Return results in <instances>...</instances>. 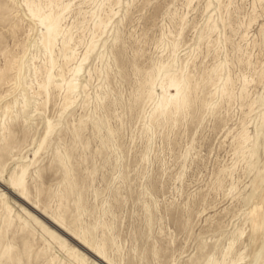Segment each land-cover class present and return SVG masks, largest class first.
<instances>
[{"label": "rangeland", "instance_id": "374dc122", "mask_svg": "<svg viewBox=\"0 0 264 264\" xmlns=\"http://www.w3.org/2000/svg\"><path fill=\"white\" fill-rule=\"evenodd\" d=\"M97 252L264 264V0H0V264Z\"/></svg>", "mask_w": 264, "mask_h": 264}, {"label": "bare ground", "instance_id": "6f19581e", "mask_svg": "<svg viewBox=\"0 0 264 264\" xmlns=\"http://www.w3.org/2000/svg\"><path fill=\"white\" fill-rule=\"evenodd\" d=\"M45 20H46V18H43L42 19V23H43V21H44V23H45ZM47 34L49 35V37H51V38H54V40H55V38L58 36V33L56 32V30H57V28H56V30H55V25L54 24H50L48 27H47ZM50 78H51V76H50ZM70 84V83H69ZM69 87V86H68ZM74 87L72 86V84L70 85V90H72ZM47 90V89H46ZM69 90V89H68ZM177 100V99H176ZM176 100H174L173 99V101H172V103L177 107V108H180L181 106H183L184 104H185V102L186 101H182V103H180V104H178L177 103V101ZM64 103V102H63ZM171 103V102H170ZM165 105H167V104H165ZM163 107V106H162ZM24 108V107H23ZM164 108V107H163ZM160 109V108H159ZM76 239V238H75ZM79 243L81 244V245H83L85 248H87L88 250H90V248L84 243V242H82V241H80L79 240ZM88 244V243H87ZM92 251V250H91ZM231 253V252H230ZM95 255L97 256V258H99L100 260H102L105 264H110L108 261H106L103 257H102V255L101 254H99L98 252L97 253H95Z\"/></svg>", "mask_w": 264, "mask_h": 264}, {"label": "water", "instance_id": "95a60500", "mask_svg": "<svg viewBox=\"0 0 264 264\" xmlns=\"http://www.w3.org/2000/svg\"><path fill=\"white\" fill-rule=\"evenodd\" d=\"M68 239V238H67ZM68 240H70V239H68ZM71 241V240H70ZM72 242V241H71Z\"/></svg>", "mask_w": 264, "mask_h": 264}]
</instances>
